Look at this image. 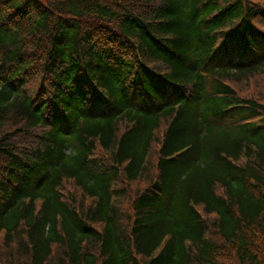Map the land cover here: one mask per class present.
<instances>
[{
    "label": "trees",
    "instance_id": "1",
    "mask_svg": "<svg viewBox=\"0 0 264 264\" xmlns=\"http://www.w3.org/2000/svg\"><path fill=\"white\" fill-rule=\"evenodd\" d=\"M264 0H0V264H264Z\"/></svg>",
    "mask_w": 264,
    "mask_h": 264
},
{
    "label": "rangeland",
    "instance_id": "2",
    "mask_svg": "<svg viewBox=\"0 0 264 264\" xmlns=\"http://www.w3.org/2000/svg\"><path fill=\"white\" fill-rule=\"evenodd\" d=\"M242 90H244L247 95L254 94L255 96H264V76L255 77L248 83L242 85Z\"/></svg>",
    "mask_w": 264,
    "mask_h": 264
}]
</instances>
